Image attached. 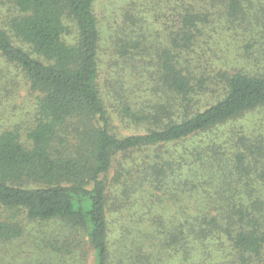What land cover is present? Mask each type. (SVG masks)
Returning a JSON list of instances; mask_svg holds the SVG:
<instances>
[{"label":"trees","instance_id":"16d2710c","mask_svg":"<svg viewBox=\"0 0 264 264\" xmlns=\"http://www.w3.org/2000/svg\"><path fill=\"white\" fill-rule=\"evenodd\" d=\"M8 4L13 15L9 32L0 26V53L25 74L36 122L25 137L16 129L0 133V244L31 234V222L61 223L69 234L86 237L93 264H113V210L131 207L132 194L152 187L167 190L175 202L193 198L200 205L197 228L190 229L199 248L211 244L219 250L227 239L238 264H264V124L257 125L264 121V71L220 72L222 86L210 91L187 60L215 23L264 28V0L152 3L154 26L164 21L177 30L172 48L138 70L156 68V82L171 100L157 106L139 92L118 94L122 124L146 131L132 135L114 124L102 93L103 38L94 0ZM127 8L110 57L122 70L134 66L148 39L147 7H140L142 16L134 4ZM235 122L241 126L230 134ZM179 142L184 144L178 157L160 150ZM181 230L186 233L185 226ZM46 232L52 233L42 232L37 243L62 251ZM140 263L132 257L118 264Z\"/></svg>","mask_w":264,"mask_h":264},{"label":"rangeland","instance_id":"374dc122","mask_svg":"<svg viewBox=\"0 0 264 264\" xmlns=\"http://www.w3.org/2000/svg\"><path fill=\"white\" fill-rule=\"evenodd\" d=\"M154 1L156 0H94V11L103 38L101 89L103 95L105 93V98H109L107 104L111 118L114 124L120 127L123 135L146 132L142 126H124L120 121L116 100L123 90L127 94L139 92L144 96V100L157 103V106H169L167 103L171 100V95L156 82V68L148 71H143L142 68L138 70L144 64L152 67L151 62L158 57L161 50L172 48L171 41L174 38V31L177 30L167 29L164 21L162 27L154 26L153 8L150 7ZM132 4L134 9L138 8L139 14L140 7H147L143 14L148 18L146 25L148 39L145 43L147 47L143 52L139 51L141 55H135L131 62L134 64L133 67L127 66L122 70L110 60V57L113 53L114 38L123 35L125 11ZM12 15L8 0H0V26L7 32H9L7 24ZM213 26L212 29H207L206 35L187 57L189 66L195 70L196 75L208 80L210 91L222 86L218 78L220 72L234 67L254 72L264 71V28L224 29L220 23ZM67 40L66 42L70 44L73 37L68 36ZM15 44L20 45L17 42ZM257 61L260 65L256 63ZM137 70L138 74L132 73ZM254 115L259 117L260 114ZM260 117L264 119V112ZM35 122V96L29 89L25 74L19 67L6 61L0 53V133L16 129L25 137ZM261 124H264L263 120L257 125ZM240 126L241 124L235 122L230 134L237 132ZM183 144L179 142L167 145L163 147L164 149L159 148L165 155L176 152L174 156L178 157L177 153L182 151ZM149 153L154 154L150 150ZM115 192L120 197L122 190L117 188ZM166 192L167 190L156 191L152 187L141 189L132 194L131 207L121 211L113 210L109 219L113 264L132 257L135 262H141L140 264H238L236 261L240 260L236 259L237 253L230 248L227 239L220 245L219 250L211 244L199 248L198 241L190 233V229L197 228L200 205L196 204L193 198H189L187 202H175L165 195ZM112 202H116L115 199ZM182 226H185V234H181ZM29 227L27 230L31 234L28 236L13 243L0 244V264H93L86 237L69 234L61 223L31 222ZM44 231H52L46 233L50 238L52 236L60 241L62 251L51 250L37 243V239ZM174 235L179 237L177 241H174ZM224 236L225 234L221 237Z\"/></svg>","mask_w":264,"mask_h":264}]
</instances>
